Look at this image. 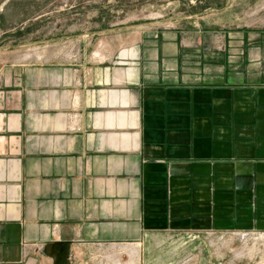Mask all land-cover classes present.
I'll list each match as a JSON object with an SVG mask.
<instances>
[{"label": "crops", "instance_id": "1", "mask_svg": "<svg viewBox=\"0 0 264 264\" xmlns=\"http://www.w3.org/2000/svg\"><path fill=\"white\" fill-rule=\"evenodd\" d=\"M13 1L23 21L3 35H38L33 1L1 0L0 18ZM84 40L0 70V264L264 233V29L174 20L112 52Z\"/></svg>", "mask_w": 264, "mask_h": 264}, {"label": "rangeland", "instance_id": "2", "mask_svg": "<svg viewBox=\"0 0 264 264\" xmlns=\"http://www.w3.org/2000/svg\"><path fill=\"white\" fill-rule=\"evenodd\" d=\"M29 1L33 4H25L24 9L30 16L45 15L38 21V35H3L2 26L10 29L23 21L16 20L19 10L14 1L9 5L8 14L0 18V70L4 69L5 74L15 70L11 68V60L37 55L47 59L49 52L43 46L53 39L60 44L64 40L78 43L85 39L92 44L91 48L103 39L112 52L128 43L132 28L174 20L208 21L218 29H264V0ZM29 46L40 49L32 51ZM60 53L55 54L58 57ZM28 54L32 56L25 57ZM122 248L126 250L129 246L102 245L90 253L82 251L76 260L68 256L66 264H264V233L259 232L162 233L140 243L136 259H131Z\"/></svg>", "mask_w": 264, "mask_h": 264}, {"label": "bare ground", "instance_id": "3", "mask_svg": "<svg viewBox=\"0 0 264 264\" xmlns=\"http://www.w3.org/2000/svg\"><path fill=\"white\" fill-rule=\"evenodd\" d=\"M127 246H129V249L128 248H126V250L125 249H123L122 248V250H124L125 251V253H127L128 255H130V257H131V259H136V256H137V254H138V250H139V246L140 245H138V246H133L132 247V245H127ZM138 249V250H137ZM136 263V262H135Z\"/></svg>", "mask_w": 264, "mask_h": 264}, {"label": "water", "instance_id": "4", "mask_svg": "<svg viewBox=\"0 0 264 264\" xmlns=\"http://www.w3.org/2000/svg\"><path fill=\"white\" fill-rule=\"evenodd\" d=\"M58 264H66V259L59 261Z\"/></svg>", "mask_w": 264, "mask_h": 264}]
</instances>
